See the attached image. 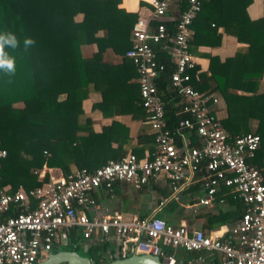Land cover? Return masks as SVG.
Masks as SVG:
<instances>
[{"label":"trees","instance_id":"obj_1","mask_svg":"<svg viewBox=\"0 0 264 264\" xmlns=\"http://www.w3.org/2000/svg\"><path fill=\"white\" fill-rule=\"evenodd\" d=\"M118 1L0 0V34L11 31L19 40L18 48H6L16 59L15 74L5 75L0 71V151H4V156H0V189L7 188L11 192L18 185L26 189L41 187L49 180L44 168H57L66 176L79 168L93 170L107 160L123 157L128 150L140 157L141 151L137 150H142L150 140L155 147L154 131L149 126V133L138 135L134 143L127 134L124 135L127 128L118 122H112L99 133L81 131L91 122L83 113L81 102L95 90V83L103 78L102 74L93 70V64L103 62L102 53L106 44H111L110 50L120 57L119 63L123 67L127 63L133 66L124 52L131 43V27L136 15L125 14L118 9ZM205 1L202 0V5ZM249 2L222 0L221 5L216 7L218 20L210 21L220 25L238 42L247 44L237 48L232 57L223 61L210 57V76L207 79L214 81L211 90L218 92L224 100L226 115L217 119L229 138L245 133L260 137V148L249 162L261 168L264 183V153L261 151L264 147V91L257 92L255 88L264 76V29L255 30L252 27L246 13ZM174 3L179 10L186 7L185 0H174ZM124 15L130 18L125 26ZM200 16L201 8L189 25L191 35L188 47L191 53H195V48L205 42L201 38L202 33L212 39L214 37L213 33L199 27ZM166 25L170 31L173 29L169 22ZM26 37L35 39V44L27 49L24 46ZM128 39L124 45V40ZM90 43L96 44L97 51L88 63L80 48ZM154 50L158 62L164 66L154 83L157 91L163 94L166 125L172 129L178 119L175 112L179 106L167 100L165 89L174 64L170 54L159 51L158 46H154ZM188 73L189 84L201 91L198 82L205 75L197 73L195 65ZM130 87L137 94L130 96L138 102L134 118L138 114L145 118L146 112L139 104L138 85ZM229 87L250 90L251 93H233ZM124 88V82H115L99 90L101 102L96 107L102 109L111 97L115 100L124 95V92H119ZM152 146L149 144L147 147L152 150ZM221 188L226 189L225 186ZM221 196L218 195L215 201ZM224 199L220 204L214 202L211 208L186 216L188 222L201 219L203 229L233 224L241 216L242 203L233 191ZM29 206L34 207L35 201H31ZM176 206L173 202L168 204L166 212ZM18 212L21 210L16 207L4 215ZM164 221L170 224L168 218ZM64 240L65 243L53 242L48 252L74 250L92 259L94 264L129 255V252L122 256L111 250L106 253L109 248L107 241L91 242L90 238L82 236L77 226L66 231ZM83 245L87 246L84 251ZM163 251L174 256L175 264H178V257L193 260L203 252L171 247H163Z\"/></svg>","mask_w":264,"mask_h":264},{"label":"built area","instance_id":"obj_2","mask_svg":"<svg viewBox=\"0 0 264 264\" xmlns=\"http://www.w3.org/2000/svg\"><path fill=\"white\" fill-rule=\"evenodd\" d=\"M185 1L184 9L167 16L174 0H148L147 13L133 22L131 43L124 52L138 74L139 104L146 112L144 122L154 131L151 157L140 158L128 152L93 170L79 168L66 176L44 168L49 180L41 187L26 189L18 185L11 192L0 189V264H35L74 226L80 228L84 238L97 232L107 240L112 233L122 256L126 252L150 254L158 256L163 264H175L174 256L163 251V247H171L217 253V264H264V183L261 168L249 162L260 148L261 139L252 133L230 139L209 106L218 99L189 84L188 70L194 66L188 47L189 25L202 0ZM167 22L173 25L171 31ZM167 45L174 68L165 94L168 101L179 106L172 129L166 125L163 94L154 83L164 68L154 46L160 51ZM186 132L195 134V145L188 142ZM261 151L264 153V147ZM194 174H198L195 181L201 184L203 195L188 206L194 210L197 205H210L219 187H231L242 203L241 216L233 224L200 229L186 223L171 225L156 213L129 218L116 212L88 216L95 204L92 192L96 189H103L113 198L117 182L139 190L149 179L165 180L170 197L178 200L184 180L192 179ZM31 201H35L32 208ZM16 207L21 212L4 215ZM195 261L202 263L204 258L199 254Z\"/></svg>","mask_w":264,"mask_h":264},{"label":"crops","instance_id":"obj_3","mask_svg":"<svg viewBox=\"0 0 264 264\" xmlns=\"http://www.w3.org/2000/svg\"><path fill=\"white\" fill-rule=\"evenodd\" d=\"M222 0H206L205 4L201 7V16L199 17V27L204 31H209L213 33L214 37L210 35H205L202 33L201 38L205 40L204 43L198 45L195 48V53H191L194 58V65L196 67L197 73H201L205 75V78L198 82V88L201 90L200 92L205 93L210 96L216 97L218 100L215 103H210V109L214 112L213 114L222 119L225 117V103L220 94L216 91H212L211 87L214 85V81H210L207 79L209 74V66H210V57L216 58L218 61H223L226 58L232 57L236 52L237 48L245 47L246 42H238L234 36H231L225 33L220 25H214V22H211L210 19L218 20V14L216 7L220 6ZM176 3H173L172 6L167 11V16L173 14L175 10H177L178 6ZM118 9L123 10L125 14H135L136 17L139 15L145 16L147 13V9L149 8L148 0H119L116 6ZM246 13L248 18L251 21L252 27L255 30L264 29V0H250V2L246 6ZM80 15L77 16L80 19ZM130 20L129 17L124 15V26ZM152 24V23H151ZM129 39L125 43L127 44ZM213 44H210V42ZM110 43L106 44V48L102 53L103 62H97L93 64V70H95L98 74H102L103 78L98 80L95 83V90L88 95L87 98L83 99L81 102V108L83 113L89 117L90 126L86 128H82L81 131L94 132L99 133L104 127L109 126L112 122H118L124 125L127 128L124 132V135L127 134L128 137L131 138L132 143L135 142L136 138L140 134H148L149 128L148 125L144 122L145 118L138 116L134 118L136 114V105L137 100L135 98H131V94H136L133 91L131 85L137 84V71L136 69L128 65L124 67L119 63L120 57L113 53L110 50ZM81 54L84 57V60L88 63L92 60V55L97 51V46L95 43L82 45ZM167 53L170 51V45L165 47ZM164 50V51H165ZM163 51V50H161ZM165 51V52H166ZM169 54V53H168ZM115 82H124L125 88L124 95H119L115 100H112V97L105 103V106L101 108H97L96 104H100L101 96L99 94V90L106 89ZM231 82V81H230ZM230 88V92L237 94L248 95L250 90H245L241 88ZM257 92L264 91V76L261 77L256 85ZM208 92V93H207ZM137 95V94H136ZM137 97V96H136ZM193 132H186L185 137L191 145L196 144V136ZM194 136L191 141V137ZM176 143H179V139H175ZM150 144L152 146V141H148L145 143V147L137 152L141 151V157H148L152 155L154 148L152 146V150L147 146ZM128 152H130L128 150ZM127 152V153H128ZM49 172L56 175L59 172L57 168H47ZM198 174H194L192 179L185 181L181 191L178 193V200H174L170 197V190L166 186L165 180H157L153 181L149 179L147 184L143 185L141 189L134 190L130 185L122 182H117L115 184V193L113 198H109L103 189H96L92 192V197L94 198L95 204L94 206L87 212L88 216H92L97 213H120L124 217H144L149 216L153 213L159 215L162 219L168 218L170 220L171 225H179L182 223H186L190 227L201 228L202 220L194 219L190 223L186 216H190L194 213H198L203 211V209L211 208L214 202L222 203L223 199L227 194H232V189L229 187H225L226 189H222L219 187V190L214 195L213 201L210 205L203 206L197 205L195 209H191L188 205L196 201L198 197L203 195V188L198 181H195V178ZM163 192L166 194L163 195ZM135 194H141L144 196L140 202L132 204V202L126 203V199L129 196L132 197ZM218 195H222L217 201L215 198ZM225 200V199H224ZM175 203L177 206L174 209H171L169 212H166V208L168 204ZM197 211V212H196ZM229 225H220L219 227L226 228ZM215 227V228H219ZM65 240H62L61 243H65ZM91 242L94 241H107L109 248L106 249V253L108 250L113 251L118 254V243L115 236L112 233H109L107 240H104L99 233H94L90 236ZM86 245H83L82 250H86ZM120 254V253H119ZM204 261L202 263H197L195 259L191 258H182L178 257V264H217L218 263V254L217 253H209L202 252L201 253ZM200 254V255H201ZM184 255V254H183Z\"/></svg>","mask_w":264,"mask_h":264},{"label":"water","instance_id":"obj_4","mask_svg":"<svg viewBox=\"0 0 264 264\" xmlns=\"http://www.w3.org/2000/svg\"><path fill=\"white\" fill-rule=\"evenodd\" d=\"M65 242V241H64ZM35 264H94L87 256H82L74 250H57L48 252L38 259ZM102 264H163L158 256L150 254H134L121 258H114Z\"/></svg>","mask_w":264,"mask_h":264},{"label":"clouds","instance_id":"obj_5","mask_svg":"<svg viewBox=\"0 0 264 264\" xmlns=\"http://www.w3.org/2000/svg\"><path fill=\"white\" fill-rule=\"evenodd\" d=\"M33 44H35L34 38L24 39L25 49ZM18 47L19 40L11 31L0 34V71H3L5 75H14L16 72V59L6 51V48L16 49Z\"/></svg>","mask_w":264,"mask_h":264},{"label":"rangeland","instance_id":"obj_6","mask_svg":"<svg viewBox=\"0 0 264 264\" xmlns=\"http://www.w3.org/2000/svg\"><path fill=\"white\" fill-rule=\"evenodd\" d=\"M143 199H145L143 195L135 194L134 196L132 195V197L129 196V198H127L125 201H126L127 204H128L129 201L132 202V204H135L137 202L142 201Z\"/></svg>","mask_w":264,"mask_h":264}]
</instances>
